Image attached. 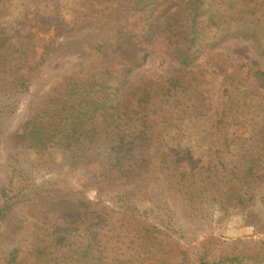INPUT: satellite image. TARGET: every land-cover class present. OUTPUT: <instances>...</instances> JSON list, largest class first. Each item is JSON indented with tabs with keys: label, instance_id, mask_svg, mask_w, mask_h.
<instances>
[{
	"label": "trees",
	"instance_id": "16d2710c",
	"mask_svg": "<svg viewBox=\"0 0 264 264\" xmlns=\"http://www.w3.org/2000/svg\"><path fill=\"white\" fill-rule=\"evenodd\" d=\"M68 1L22 0L12 22L2 21L0 3V142L31 88L38 37L70 31L55 9ZM89 1L117 20L94 44L105 61L89 73L61 75L11 135L0 229L31 226L37 248L26 262L13 246L0 252V264H133L192 244L191 264H264V238L232 240L225 255L211 254V237L200 241L219 215L257 204L254 225L264 235V93L253 89L264 90V69L240 64V75L226 77L212 122L202 82L207 69L223 68L199 62L232 39L250 41L264 56V0ZM157 35L179 74L133 86L130 75ZM85 168L95 170L83 179L95 198L71 183Z\"/></svg>",
	"mask_w": 264,
	"mask_h": 264
},
{
	"label": "rangeland",
	"instance_id": "374dc122",
	"mask_svg": "<svg viewBox=\"0 0 264 264\" xmlns=\"http://www.w3.org/2000/svg\"><path fill=\"white\" fill-rule=\"evenodd\" d=\"M22 0H7L0 2L4 8L2 21L12 22L14 16L19 12ZM41 5L53 7L50 0H37ZM58 21L68 25L70 31L61 37H53L54 31L40 34L34 47L30 66L35 67V74L30 90L22 95L17 111L10 116L4 126V135L0 142V183L4 181L3 163L12 149L11 135L21 131L22 125L27 118L31 108L40 95L61 75L68 73H89L93 67L101 65L105 60L103 55L97 54L94 44L98 38L111 35L115 30L117 20L99 13L97 5L89 0H71L67 3L55 6ZM147 59L136 68L130 75L133 86H141L156 78L166 79L172 75L179 74V67L169 51L165 38L161 35L155 36L146 43ZM212 61L219 62L223 68L221 74L207 69L209 73L204 77L202 87L208 92L212 106L208 113L210 121L214 122L219 115L223 103L222 89L228 79L240 75L238 65L243 64L247 68L264 69V56L259 55L250 41L232 39L211 49L201 57L200 65H210ZM212 71V72H211ZM227 77V78H226ZM254 91L264 93V90L253 87ZM95 175V170L84 169L74 173V186L83 191L85 195L96 197L94 186H85L83 179ZM82 178H78V177ZM81 179V180H79ZM91 181V178L88 180ZM79 182V183H78ZM89 185V184H88ZM250 206L242 212L230 215H219L215 226L209 234L200 238L204 241L211 237V254L220 255L231 252L227 245L235 239H262L263 234L257 232L254 225V209L262 208L263 204ZM178 205L179 211L182 210ZM20 246L21 257L28 261V256L37 248L34 230L26 226L18 232H10L5 228L0 229V252H6L13 246ZM195 244L185 245L181 249L164 258L149 259L136 257L133 264H191Z\"/></svg>",
	"mask_w": 264,
	"mask_h": 264
}]
</instances>
